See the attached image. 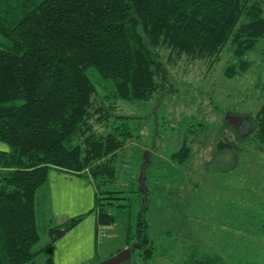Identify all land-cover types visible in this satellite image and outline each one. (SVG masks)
Segmentation results:
<instances>
[{"label":"trees","instance_id":"obj_1","mask_svg":"<svg viewBox=\"0 0 264 264\" xmlns=\"http://www.w3.org/2000/svg\"><path fill=\"white\" fill-rule=\"evenodd\" d=\"M227 42L225 77L257 72L264 78V0H0V141L8 147L0 151V264H34L41 240L37 201L50 169L91 181L96 227L114 222L107 205L130 210L132 204L112 196L127 192L111 185L116 156L134 137L128 118L115 114L117 99H149L168 85L166 60L212 64ZM259 85L264 92L262 80ZM109 94L116 99H102ZM249 128V142L264 147V102ZM215 147L221 153L236 143ZM189 153L184 142L172 156L182 164ZM142 196L143 208L125 226L131 259L153 264L176 249L179 260L168 255L175 264H263L235 259L203 237L193 243L173 231L154 232L150 201ZM255 211L248 226L264 242V202ZM85 215L52 227L44 248ZM227 220L218 224L240 230L234 217ZM155 236L167 246H157ZM41 264H53L52 257Z\"/></svg>","mask_w":264,"mask_h":264},{"label":"rangeland","instance_id":"obj_2","mask_svg":"<svg viewBox=\"0 0 264 264\" xmlns=\"http://www.w3.org/2000/svg\"><path fill=\"white\" fill-rule=\"evenodd\" d=\"M229 60L228 42L212 64L203 60L172 64L166 60L163 75L168 85L163 90L158 89L142 102L117 99L115 114L128 118L134 137L116 156L117 180L111 185L127 192L112 196L132 207L129 210L106 206L113 213L114 222L98 242L97 259L109 257V251L102 249L107 234L113 232L107 246L125 245L126 222L143 208L144 195L150 201L154 232L173 231L193 243L203 237L212 240L217 248L229 250L235 259L263 260L264 264V242L248 226L264 202V147L250 143L247 133L264 102L259 85L264 78L257 72L225 77L223 70ZM98 92L94 94L95 101L99 99ZM110 96L102 99H116ZM226 113L241 117L243 128L238 131L230 124ZM231 140L236 149L226 148L218 153L217 142L226 144ZM184 142L190 153L179 164L172 155ZM128 196L131 199L125 200ZM229 216L234 217L232 223L240 230L225 226ZM160 240L154 237L157 246L166 247L167 243ZM168 255L179 260L183 254L175 249ZM168 255L157 257L153 264H175ZM91 259L83 264H90ZM135 260L140 264L138 257L121 264Z\"/></svg>","mask_w":264,"mask_h":264},{"label":"crops","instance_id":"obj_3","mask_svg":"<svg viewBox=\"0 0 264 264\" xmlns=\"http://www.w3.org/2000/svg\"><path fill=\"white\" fill-rule=\"evenodd\" d=\"M7 149V145L0 141V151ZM94 192L95 188L91 181L81 175L60 169L49 170L46 185L37 201L41 240L34 264H41L49 256L52 257L53 264H83L97 256L98 245L101 242L98 243L96 240L95 215L93 212L89 213L93 206ZM85 213V217L53 241L51 247L44 248L51 240L52 227L69 217ZM112 235L113 232L107 234L106 241L102 243L105 245L103 251L105 253L109 251L107 256L112 255L114 250L117 252L125 247L107 246ZM39 257L41 258L37 262Z\"/></svg>","mask_w":264,"mask_h":264},{"label":"water","instance_id":"obj_4","mask_svg":"<svg viewBox=\"0 0 264 264\" xmlns=\"http://www.w3.org/2000/svg\"><path fill=\"white\" fill-rule=\"evenodd\" d=\"M225 118L228 120V122L236 127V129L239 128L241 118L237 117L231 113H226ZM131 256V249L130 247L126 246L116 252L113 255H110L107 258H104L100 260L99 262L95 264H121L128 260Z\"/></svg>","mask_w":264,"mask_h":264},{"label":"built area","instance_id":"obj_5","mask_svg":"<svg viewBox=\"0 0 264 264\" xmlns=\"http://www.w3.org/2000/svg\"><path fill=\"white\" fill-rule=\"evenodd\" d=\"M111 228H112V224L111 223L99 224L96 227V240H97V242L102 241L103 238L105 237L107 231L110 230Z\"/></svg>","mask_w":264,"mask_h":264},{"label":"flooded vegetation","instance_id":"obj_6","mask_svg":"<svg viewBox=\"0 0 264 264\" xmlns=\"http://www.w3.org/2000/svg\"><path fill=\"white\" fill-rule=\"evenodd\" d=\"M244 125L245 124H244L243 120H241L240 125H239V128H238V131L241 130V128H243Z\"/></svg>","mask_w":264,"mask_h":264}]
</instances>
